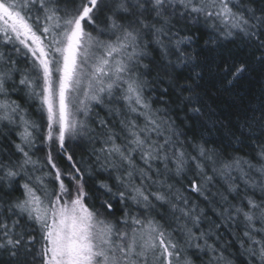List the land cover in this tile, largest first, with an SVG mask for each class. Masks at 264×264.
<instances>
[{
  "label": "snow or ice",
  "instance_id": "1",
  "mask_svg": "<svg viewBox=\"0 0 264 264\" xmlns=\"http://www.w3.org/2000/svg\"><path fill=\"white\" fill-rule=\"evenodd\" d=\"M256 66L264 0H0V264H264Z\"/></svg>",
  "mask_w": 264,
  "mask_h": 264
},
{
  "label": "trees",
  "instance_id": "2",
  "mask_svg": "<svg viewBox=\"0 0 264 264\" xmlns=\"http://www.w3.org/2000/svg\"><path fill=\"white\" fill-rule=\"evenodd\" d=\"M232 47V45H229ZM211 55V54H209ZM205 88H211L212 94L215 97L216 87H219L218 83L213 81L210 77L205 78L203 82ZM264 98V71H262L258 66L248 73V75L232 90L231 94L220 95L215 98L213 106L216 108L218 114H226L230 111V106L233 105H257L260 100ZM209 100V103H212ZM33 118L39 120V115L33 112ZM75 150L78 155L83 154L80 149L75 148L73 145L69 151ZM56 163L60 167H66L67 162L60 156H56L55 151L53 152ZM86 158V156H85ZM119 208L117 206V215H119ZM221 243L229 242L227 244L228 253H231L232 264H252L246 253L239 247V244L235 242V237L229 235L228 231H221ZM228 253H225L226 255Z\"/></svg>",
  "mask_w": 264,
  "mask_h": 264
}]
</instances>
